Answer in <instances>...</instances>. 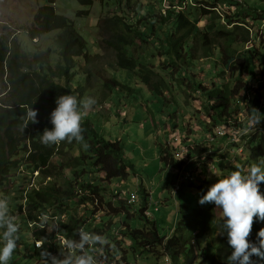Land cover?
I'll use <instances>...</instances> for the list:
<instances>
[{"label":"trees","instance_id":"16d2710c","mask_svg":"<svg viewBox=\"0 0 264 264\" xmlns=\"http://www.w3.org/2000/svg\"><path fill=\"white\" fill-rule=\"evenodd\" d=\"M56 1L38 5L32 25L25 31L30 41L58 33L53 42L58 51L54 66L49 51L35 55L24 50L16 40L0 39V198H5L9 187L17 186L19 200L10 214L17 217V213L20 231L28 233L25 239L36 252L47 249L53 255L60 251L66 254L68 250L58 238L66 244L70 239L78 240L77 230L83 228L108 238L109 244L103 251L97 246L94 253L102 264H133L132 253L136 260L146 256L143 264H164V258H170L173 264H227L232 249L227 243L224 219L219 218L220 209L214 204L209 209H191L185 204L173 235H163L161 224L146 216L151 208V195L143 186L138 189L142 198L138 209L117 195L106 196V190L100 187L113 180L127 182L135 175V168L127 163L120 142L106 140L88 119L83 122L84 140L90 145L87 150L75 140L45 146L40 142V135L45 128L52 129L50 114L61 95L72 94L78 99L91 97L95 100L93 107L105 105L117 91L134 95L135 90L121 84L113 73H130L166 103L175 85L187 93L186 88L192 82L186 75H192L199 62H214L219 69L216 82L211 73L206 83L201 79L203 72L194 75L192 93L196 97L193 98L201 103L208 120L200 124L205 131L202 136L205 144L195 148L204 152L211 145L206 137L230 123L238 134L244 133L241 141L246 152L238 158V163L249 168L252 162L258 163V158L264 157V121L254 133L244 131L252 107L264 113V84L255 88L245 80L246 74L256 78L248 67L247 58L255 56L248 22L235 15L226 16L227 21L221 23L224 18L216 11L219 0H179L178 4L169 1L168 6L166 0H158L159 6L148 4L146 9L141 4L139 15L131 17V22L116 15L99 21L101 34L105 32L109 36L105 41L100 36V48L104 44L109 55L115 57L114 63L101 66L99 56L89 53L87 43L71 20L57 14ZM99 1L102 4L106 0ZM77 2L86 8L94 4V0ZM160 4L166 9L162 10ZM89 15L85 11L77 17ZM204 16H209L210 21L200 28L195 19ZM79 77L84 79L83 83L78 81ZM25 105L38 110L39 123L30 124L22 131V117L26 115V108L22 106ZM176 117L177 111L169 115L171 134L183 137L188 125L182 122L181 130L176 129L173 123ZM158 148L161 165L166 169L176 170L186 165L174 161L169 147L158 145ZM233 169L238 168L233 166ZM35 173H39L41 180L34 186L31 183L25 186L24 181L32 180ZM94 175H102L99 184L96 179L91 181ZM192 186L194 190L201 189ZM79 210L83 211L82 215ZM42 215L49 218L43 225ZM111 215L119 222L113 223ZM134 219L142 225L133 227ZM53 223H57L56 233L50 234ZM31 224L34 232H28ZM260 229L257 224L253 226L251 242H256ZM211 232L221 234L220 238L217 235L216 251L201 243ZM37 242L42 243L38 250Z\"/></svg>","mask_w":264,"mask_h":264},{"label":"rangeland","instance_id":"374dc122","mask_svg":"<svg viewBox=\"0 0 264 264\" xmlns=\"http://www.w3.org/2000/svg\"><path fill=\"white\" fill-rule=\"evenodd\" d=\"M116 1L106 0L101 4L99 0H94L92 8L81 6L77 0H57L55 4L57 14L66 17L74 24L79 35L87 43L89 53L92 56H99L101 66L110 64L111 62L114 63L115 57L109 55L110 52L104 44L100 48V36L104 41L109 40V36L105 32L101 34V31L98 29V24L106 18L115 15L125 17L131 22V17H136V14L137 16L139 15V7L141 4L145 5V9L148 4L159 6L158 0H129V3L127 0H118V3ZM166 1L167 6L169 1H172L174 4L179 3V0ZM219 1L221 2L217 6V11L221 15V19L224 18L221 23L227 21L226 16L232 17L238 15L240 16L239 18L248 20V25L253 34V43L251 46L254 47L253 53H255L254 59L250 56L247 58L248 67L250 72H255L256 78L253 79L246 74L245 80L252 87L256 88L258 85L261 86L264 84V42H262L264 36H260L259 31L264 29L262 27L259 28L258 23L264 24V19L257 18L259 16L264 17V0ZM46 4H48V0H0V39L8 38L9 40H16L20 42L24 50L35 55H45L49 51L51 53L50 62L54 66L58 60V51L53 42L58 33H50L33 41H30L25 34L26 29L32 25L37 6ZM160 7L162 10L166 9L162 4H160ZM85 11H89L90 15L88 17H77L79 12ZM132 21L134 22L135 20ZM209 21V16L195 19V22H197L200 28H203ZM217 69L215 68L214 62H199L198 66L193 70V74L186 75L188 80L192 82V86L186 88L187 93L175 85L172 92L167 95L166 103H163V99L151 94L130 73L126 71L113 73L111 75L116 80L128 86L130 89L135 90V94L130 95L124 92L120 93V91L114 92L112 98L105 105L97 106L96 113H89L88 110L85 117V120H90L97 128V132L106 140L121 143L127 163L133 165L135 168V175H131L127 180V184L113 180L112 182L102 184L100 187L106 190V196L114 194L123 201L128 200L129 194L135 192L139 194V186H143L148 192L151 191L153 193V205L149 212L161 224L163 235L169 234L176 227L177 222L180 220V210L185 204L191 209H197L198 207L210 208V204L201 205L199 200L206 194L212 184L218 182L216 174L208 173L210 169L208 163L202 166L199 163L200 168L198 166L196 167L198 161L203 162L202 159L206 155L200 154V152L198 154L195 151L194 154L197 155L195 156L196 159L188 160L189 170L196 173L198 177L195 181V186L201 189L194 190L186 186L182 192L175 195L172 188L174 179L173 172L161 165L158 145L162 143H168L170 145L172 142L176 146L180 144L181 147H185L184 145L196 146L201 140L205 131L200 127V124L208 120L206 118V111L202 108L201 103L193 98V96L196 97L192 93L194 75L196 76L199 72H203L201 79L206 83V81L211 79L209 76V73H211L213 80L216 82L219 72V69ZM188 80L185 81L187 85L189 83ZM78 81L83 83L84 79L79 77ZM1 96L2 94L0 93ZM99 107H102L100 111ZM91 108L90 110L93 111ZM176 111L177 117L173 122L177 125L176 129L181 130L179 125L182 126V122L185 123L184 125H188L187 134H183V137L179 136L178 133L171 134V130L167 126V124L171 123L169 115ZM163 130H165V133H163ZM177 132L182 133L181 131ZM222 163L226 165L228 161H221L217 164V167H222ZM205 167L207 171L205 170V173H203L202 171ZM237 168L236 170L243 169L241 165H238ZM231 170L234 169L231 168ZM101 176L94 175L91 181L96 179V184H99ZM39 177V173H35L32 180L27 179L24 181L25 186L30 183L34 186L41 180ZM209 179L212 181L210 185H207ZM16 188L17 186L12 185L8 188V193L5 195V198L9 201L10 211H15L18 204L19 194ZM260 189L261 193L264 194V183L260 185ZM113 190L115 191L113 192ZM131 191L135 192L131 193ZM139 198L142 199L141 194H139ZM139 198L135 209L140 207ZM155 203H159L158 213L155 212ZM82 214L83 211L79 210V215ZM16 216L17 220H20L17 213ZM111 217L113 223L119 222L118 218L113 215ZM219 218L221 220L224 219L221 209L219 210ZM256 224L264 228V222H260L258 219L254 223V226ZM132 225L137 228L142 223L134 219ZM56 228L57 223H53L49 230L51 232L50 234L56 233ZM34 231L35 229H30L28 232ZM27 234L24 231L19 232V237L22 240L18 241V247L13 253L9 264H43V262H40V252H36L33 245L29 244L28 240L25 239L24 235L27 236ZM217 235L219 238L221 237L220 233L215 234V232H211V234L202 239L201 243L205 246H210L216 251L218 248ZM130 257L132 258L133 264L146 263V256L136 260L134 258L135 255L132 253ZM254 261L256 264H264V260H259L258 258Z\"/></svg>","mask_w":264,"mask_h":264},{"label":"clouds","instance_id":"9594fccd","mask_svg":"<svg viewBox=\"0 0 264 264\" xmlns=\"http://www.w3.org/2000/svg\"><path fill=\"white\" fill-rule=\"evenodd\" d=\"M261 27L264 29V25L259 28ZM259 32L264 36V30ZM55 103L56 108L50 114V123L53 127L51 130L45 128L40 135V142L45 146H49L59 145L64 141L71 143L75 140L77 143H81L83 148L87 150L90 145L84 140L83 133L85 129L83 122L88 110L95 104V100L87 96L83 99H78L72 94H65L59 96ZM22 107L26 108V115L22 117L23 126L21 129L25 131L30 124L39 123L38 110L27 105ZM262 121H264V114L259 109L252 107L248 117V127L244 131L254 133ZM167 126L170 128V123ZM163 133H165V130H163ZM234 133H236V138L239 139L238 142L230 141L229 137ZM238 133L231 126V131L223 137H216L214 133L208 135L206 138L211 145L209 147L207 146L204 152L196 150L194 145H184L185 147H181V145L176 146L172 142L170 145L168 143H162L161 145L171 149L174 161L186 163L184 167L187 170H189L188 160L196 159L195 156L197 155L194 154L195 150L198 154L200 152V154L206 155L202 159L203 162L198 161L196 167L200 166L198 165L199 163H201V166L208 163L210 167L208 173L216 174V179L219 180L210 186L206 194L199 200V203L201 205L214 204L216 208L222 210V216L224 218L223 227L226 230L227 243L232 249L231 255L227 258V264H256L252 259L253 256L259 260H264V228H261L257 233L255 243L250 241V237L256 220L258 219L260 222H264V194L261 193L260 189V185L264 183V157L258 158V163H253L247 170L245 168L231 170L233 166L237 167L240 165L238 158L246 152L245 143L241 141V136L244 133ZM210 137H214V141L211 142L209 140ZM204 144L201 138L196 145ZM229 145L236 146L231 149L228 147ZM241 146L244 147L243 153L236 154V150ZM186 148L189 149V153L193 152V155L189 157L188 153L187 162L177 160L175 158L176 153L179 149ZM209 149L213 151L212 155L207 154ZM234 159H236L235 162H233ZM223 160L228 161L225 168L217 167V164ZM183 168L170 170L174 176L172 188L175 195L180 193L186 186L192 188V185H196V182L183 185L178 192L175 191L177 182L176 172L183 170ZM205 170L207 171L206 167L202 172L205 173ZM194 177L198 179L196 173H194ZM210 183L211 181L207 185H210ZM132 194L137 196L136 192ZM132 194H129L127 204ZM150 195L151 198L149 201L152 207L153 195L151 193ZM138 198L137 196V201ZM136 204L131 206H136ZM155 207V212L158 213L159 203H155ZM146 216L153 217L149 211H147ZM48 219L47 215H42L40 217L42 225ZM16 220L17 218L10 214L8 199L0 198V230H2V235H0V243H2V246H0V264H9L13 253L18 247L20 225ZM29 228L31 230L34 229V225H29ZM173 233L174 229L168 235L172 236ZM77 235L79 236L78 240L70 239L67 241V244L64 239L58 238L61 246L68 250L66 254L59 252V255H53L47 249H42L40 256L43 258V264H102V261L98 260L94 253L97 250V246H99L100 251H103L104 246L109 244L108 238L104 235L85 231L83 228L77 230ZM36 244L38 248H36ZM40 247H42L40 242L35 243L37 250ZM112 247L114 248L115 246L112 245ZM166 260H169L173 264L170 258H164V264H166Z\"/></svg>","mask_w":264,"mask_h":264},{"label":"built area","instance_id":"2783aa9c","mask_svg":"<svg viewBox=\"0 0 264 264\" xmlns=\"http://www.w3.org/2000/svg\"><path fill=\"white\" fill-rule=\"evenodd\" d=\"M230 131H231V124L228 123L226 126H222V127L217 128L216 131L214 132V135L216 137H223ZM229 138H230L231 142H238L239 141V139L236 138V133L232 134ZM214 139H215L214 137L209 138V140L211 142L214 141ZM243 151H244V147L241 146L239 149L236 150V154H242ZM188 153H189V149H187V148L186 149H179V151L176 153L175 158L179 161L187 162ZM207 154L212 155L213 151L211 149H209ZM235 161H236V159H234L233 162H235ZM176 174H177V182L175 185V191L176 192H178L183 185L193 184L196 181V179L194 177V173L191 170H187L185 167L183 168V170L177 171ZM136 203H137V196L132 194L130 196L128 204L129 205H135ZM40 245L42 246L41 243H40ZM36 248H38L37 244H36ZM166 264H171V263L169 260H166Z\"/></svg>","mask_w":264,"mask_h":264},{"label":"crops","instance_id":"0c3cea01","mask_svg":"<svg viewBox=\"0 0 264 264\" xmlns=\"http://www.w3.org/2000/svg\"><path fill=\"white\" fill-rule=\"evenodd\" d=\"M247 21H248V20H247ZM258 24H259V27L264 25V24H261V23H258ZM101 108H102V107H99V111L101 110ZM91 109H93V111H91V110L89 109V113H93V114H94V113L97 112V109H98V108H97V106H96V107H93V106H92ZM96 129H97V128H96ZM221 166H222V168H225L226 165L222 163ZM217 180H219V179H217ZM209 181H212V180L209 179ZM121 182H122V181H121ZM123 183H124V184H127V182H123ZM132 192H135V191H131V193H132ZM149 192L153 195V193H152L151 191H149Z\"/></svg>","mask_w":264,"mask_h":264},{"label":"bare ground","instance_id":"6f19581e","mask_svg":"<svg viewBox=\"0 0 264 264\" xmlns=\"http://www.w3.org/2000/svg\"><path fill=\"white\" fill-rule=\"evenodd\" d=\"M116 4V3H115ZM131 38V37H130Z\"/></svg>","mask_w":264,"mask_h":264}]
</instances>
